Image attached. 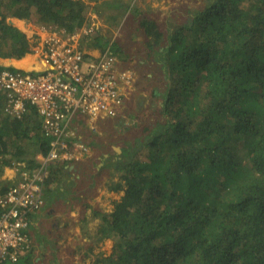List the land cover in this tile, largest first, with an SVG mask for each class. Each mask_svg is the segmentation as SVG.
Here are the masks:
<instances>
[{"label": "trees", "instance_id": "trees-1", "mask_svg": "<svg viewBox=\"0 0 264 264\" xmlns=\"http://www.w3.org/2000/svg\"><path fill=\"white\" fill-rule=\"evenodd\" d=\"M104 7L129 12L145 38L133 49L142 53L136 66L148 95L142 113L124 126L127 133L115 136L120 152L113 144L102 148L101 167H50L46 201L73 190L74 202L99 221L89 241L68 252L80 253L82 264H264V0L184 4L170 15L171 26L122 0H0V59L20 60L37 46V37L10 19L73 32ZM122 44L98 32L85 43L120 56ZM4 103L0 91V177L17 164L35 169L50 143L33 108L15 119ZM104 173L107 191L120 194L108 212L86 202ZM104 240L112 242L108 254L95 251ZM53 246H43L42 259L65 264ZM32 249L16 264H37Z\"/></svg>", "mask_w": 264, "mask_h": 264}, {"label": "built area", "instance_id": "built-area-1", "mask_svg": "<svg viewBox=\"0 0 264 264\" xmlns=\"http://www.w3.org/2000/svg\"><path fill=\"white\" fill-rule=\"evenodd\" d=\"M96 32L94 22L73 32L40 26L34 48L39 68L0 70L4 112L20 119L33 108L42 134L50 139L48 152L37 156V167L27 170L17 164L16 183L0 189V264H16L30 249V217L45 205L50 167L61 162L70 170L88 157L89 147L79 128H93L122 111L133 77L129 70L118 68L109 46L97 52L86 47Z\"/></svg>", "mask_w": 264, "mask_h": 264}, {"label": "rangeland", "instance_id": "rangeland-1", "mask_svg": "<svg viewBox=\"0 0 264 264\" xmlns=\"http://www.w3.org/2000/svg\"><path fill=\"white\" fill-rule=\"evenodd\" d=\"M124 3H127V5L130 6H137L138 10L142 13V15L145 14L146 17L155 19L158 24L163 25V22L165 21L167 23V26H171L173 22H175V18L171 17L170 15L177 14L179 12V9L184 5H188L191 8H196L203 4V0H122ZM92 4V3H91ZM103 11L100 15H96L94 12H90L89 16V22H94L96 25V31L107 38L109 42H112L114 40H119L122 42V40L125 39V45L129 49H133V46H140L144 41L145 38L141 34L139 30H135V23L132 15L129 12H122L119 13L118 11H114L110 8H102ZM117 14V17L113 20L112 24H109L107 21L109 19V15ZM122 14V15H118ZM26 25L25 28L27 29L28 26H30L31 29H33L32 32L36 30V27L31 24L30 22H24ZM137 51V50H136ZM137 53V52H136ZM135 53V54H136ZM142 53H137L134 58L127 60H124V62L119 58L122 65H126L128 67L129 71L132 74V83L130 84L129 88L126 89L124 94V105L122 106V111L120 115L116 118H105L101 121H98L93 124V128H89L88 126H84L83 128V136L87 135L88 138L93 140L94 146L92 149H94V152H96V159H98L99 155H104V157H107L106 151H104L102 148L106 147L109 144H113L115 142V136H118L119 134L127 133L125 131L126 125H130L133 123L137 118L135 114L142 113V111L145 109V104L147 101V95L148 93L143 91V88H147L149 86V82L145 79H142L139 75L138 69L140 67L136 66L137 60L139 62H142ZM83 127V126H81ZM113 147H118L113 144ZM90 148V150H91ZM91 163L93 164L94 158L90 159ZM99 161V159H98ZM102 162L95 163L94 167L96 169L102 166ZM76 164L74 166V169L76 171L84 170L86 167L85 164ZM84 166V168H83ZM83 168V169H82ZM73 170V171H75ZM107 174L104 173L102 176H100L97 180L95 177V183L92 186L93 191H91L90 197L86 199V202L88 204H91V206L95 207L96 209H99L104 212L110 211L112 208V202L119 199L120 194L118 193H112L108 192L106 189V182L108 180ZM89 179H87V182H85V187L88 184ZM84 186H79L81 190L79 192H82L83 190H86ZM58 209L61 211L63 209L62 206H59ZM69 207V206H68ZM58 208V207H57ZM73 209V208H72ZM79 207L76 211H79ZM89 210V209H87ZM47 215V213H45ZM40 225V228L46 235L47 232H51V223L49 218H46ZM92 221H95L93 219ZM98 220L96 219V222H92L90 225L91 230L87 227L85 229L89 230V234L86 236L83 233H80L78 236H76L75 240L70 241L71 246H66L68 244L66 243H60L57 241L58 247L56 249L59 250L58 258L60 261H64L65 264L72 263V264H82L80 260L78 259L79 254H76V256L72 257L68 251H77V247H81V245L84 242L89 241V235L91 236L98 225ZM54 223V222H53ZM39 226V225H38ZM86 232V230H85ZM88 232H86L87 234ZM81 239L79 240V238ZM48 239V237H47ZM85 239V240H84ZM53 241V239H51ZM55 244V243H54ZM32 245V257L36 260L37 264H46V260L42 259L43 257L46 258L47 251H38L37 247L34 243L31 242ZM112 242L110 240H104L101 243H98L96 246L95 251H101L104 254H108L111 251ZM44 252V254H43ZM87 263L90 264V260H87Z\"/></svg>", "mask_w": 264, "mask_h": 264}, {"label": "crops", "instance_id": "crops-1", "mask_svg": "<svg viewBox=\"0 0 264 264\" xmlns=\"http://www.w3.org/2000/svg\"><path fill=\"white\" fill-rule=\"evenodd\" d=\"M9 22L12 25H14L15 27H17L18 29H20L22 32H24L29 37L35 35L37 28H38L35 26L36 30L34 32H32L33 29H31L30 26H28L27 29L25 28V26H26L24 24L25 21H22L19 19H10ZM122 42L124 44H122V48H121L122 52H120L121 56H120V54L119 55L116 54V57L118 60V68L120 70H129L128 67H126V65H122L119 58L123 62H124V58H134L136 49L131 50V49L127 48V46L125 45L126 44L125 39L122 40ZM98 50H100V49L96 48V52ZM37 60H38L37 55L33 51L30 54H26L20 60L0 59V64L2 66H5V67H12L16 70H30V69L37 68L36 67L38 65ZM38 68H39V65H38ZM83 128H84V126L80 127L79 131L81 133L82 140L89 147V155H88V157H86V159H83L77 163L80 165L86 163L85 167L87 168L90 166V163H91L90 159L91 158H94L93 162L96 163V152H94V149H92L94 146L93 140L88 138L87 135L83 136V133H82ZM90 148H91V150H90ZM80 165H79V167H80ZM83 168H84V166H83ZM70 170H75V169L71 168ZM17 176H18L17 171L14 167L13 168H5L1 177H0V186L1 185L9 186V185L15 184L16 181L18 180ZM48 188H50V190L52 192H55V189H53L54 185L51 187L49 186ZM47 193L49 194V192L44 191V194H43V197L45 200L44 207L40 211L36 212L35 214H33L30 217V226H29L30 241L36 245L38 251H42L43 249L45 250L46 247L43 248V246L48 244V241L49 242L52 241L51 239H53L52 246L54 243L56 245H58L57 241H59L60 243L68 244L66 246L70 247L71 246L70 241L75 240L76 236H78L80 233L82 234V236H83V233H84V235H86V232H89L88 229L91 230L90 225L92 224V222H94V223L96 222V219H95V221H92L93 219L91 218L92 214L90 212V209L89 210L85 209L84 205L82 203H79V202L75 203L74 202V200L78 196L77 192L71 190V192L69 191V193L65 197L59 198L54 203H50V202L48 203V201H46ZM56 195L60 197V195H62V194L56 192ZM70 202H73V203L71 204ZM59 206L63 207V209L61 211L58 210L60 208ZM78 207L80 209H79V211H76ZM45 213H47V215ZM45 217L49 218L50 222H52L51 223V232L52 233L47 232L48 233L47 235L40 228V225L43 224L42 222L44 220H46ZM86 227L88 229H85ZM85 230H86V232H85ZM47 237H48V239H47ZM69 239H70V241H69ZM80 239H81V237L79 238V240ZM49 247H50V245H49ZM55 247H58V246L54 245L52 247V249ZM46 249H48V248H46Z\"/></svg>", "mask_w": 264, "mask_h": 264}, {"label": "water", "instance_id": "water-1", "mask_svg": "<svg viewBox=\"0 0 264 264\" xmlns=\"http://www.w3.org/2000/svg\"><path fill=\"white\" fill-rule=\"evenodd\" d=\"M113 149H114L117 153L120 152V149H119L118 147H113Z\"/></svg>", "mask_w": 264, "mask_h": 264}, {"label": "bare ground", "instance_id": "bare-ground-1", "mask_svg": "<svg viewBox=\"0 0 264 264\" xmlns=\"http://www.w3.org/2000/svg\"><path fill=\"white\" fill-rule=\"evenodd\" d=\"M38 64V63H37ZM39 65V64H38Z\"/></svg>", "mask_w": 264, "mask_h": 264}]
</instances>
